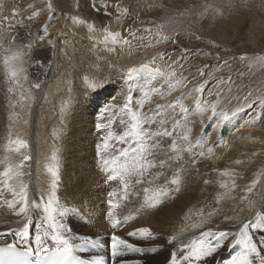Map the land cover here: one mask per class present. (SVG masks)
<instances>
[{
  "label": "rangeland",
  "instance_id": "374dc122",
  "mask_svg": "<svg viewBox=\"0 0 264 264\" xmlns=\"http://www.w3.org/2000/svg\"><path fill=\"white\" fill-rule=\"evenodd\" d=\"M98 2H107L109 4V16L105 17L103 15V12L97 14L95 11H93L90 7L92 0H62V2L57 3L55 18L48 26V35L45 36L44 39L35 43V48H37H34L35 52L28 53L23 58V63L25 62L24 67L25 69H27V72L25 73L24 70L20 75H28V80L26 81L24 77L19 76L17 80L18 82L13 83L11 80H8L10 79L9 77L8 79H6L1 75L2 72L0 73V106L2 108L3 104L9 103V99H13L14 108L12 107V100L10 102V108L12 107L11 109H15L12 110V112H14L10 114L8 113L9 111H0V116H3L0 120V136L4 135V133H6V136L11 132L15 135H19L20 138L24 136L25 140L29 142V137L31 135L33 127H35V129H38L41 133H47L48 130H50L52 134L54 132L58 133V136H60L62 139L66 141L68 140L67 142L72 143L70 142V139L73 133H69V129L57 131L55 127L50 123V119H48L47 117L45 118L46 121H44V119L43 121L38 123L36 122V118L34 117L35 113H32V111L34 109L33 103H35L37 105L36 110L43 113L44 111H46L45 108L48 106V103H52L51 99L57 94L61 93L59 92V90H56L51 96L47 97V93L45 92L44 97H42L43 90L46 87L48 81L53 80V77L54 79L59 78V74L62 73V71L67 72L65 68L67 64L66 58H63L65 60L61 59L60 65L57 64V58L52 59L51 64L49 65L50 59L46 58V55L48 54L46 51V48H48L46 44L47 40L50 37H55L56 41L58 40L57 42L59 45L57 46V51H59L60 47L63 45V38L61 37H63V32L66 28L65 24H67V20H69V22H72V20L69 19L70 16H76L80 19L86 21L88 20V24L95 23L97 29L93 34L95 39H89L90 36L86 37L89 32L86 33V35L81 34L82 39L87 41V43L89 44H92V41L94 44H99L98 40L100 41L103 39L102 28L105 26H107L110 31L120 32L122 37L127 38L131 41V46L127 44H117L121 45L119 55H121L122 57L120 58L113 55V51L101 50V52L105 51L111 54V56H108V54H106L108 56V65H110V68H106V70L101 73L102 75H104L103 78H109V80H112V83H108V85H111L106 89L105 87H102L94 92L89 89L85 93L86 95L80 100L81 102H79V106L74 108L72 115L69 116L70 121L68 125H71V128H73L74 126V118L78 117L77 115L83 112V115L85 114L86 116L83 117V121L81 122L82 124H84L83 122H85L84 125H87V127L83 125L86 128V132H84L83 134L78 131L77 133L75 132V141L77 140V137L79 139V141L76 143L78 145L77 150H75L79 154H83L82 147H88V149L91 150V158L92 162H94L92 164L93 167L95 166L94 170H96V172L100 174L96 163V145L100 140L102 134L98 133L96 129V123L98 122V117L101 109L105 105L114 104L116 109L118 110L119 107L123 105L125 95L129 94V90L130 94L133 96V100L135 101L142 97L143 93L141 89L150 90L151 88H156L163 95V99H161V96L156 93H150L151 99L145 103V108L143 109V111L147 112L149 108H155L156 104H166L169 101H174L183 93H188L181 102L186 107H189L191 109V111L188 113V120L190 121L189 127H191L192 129L190 138L193 141L202 138L205 142L203 149H201L200 147H196L195 149H193L194 153L203 151L204 156L201 157L199 155H196V162L194 164L192 163L193 156L190 155L192 166H196V164H198L202 159L206 160L210 158L212 160V165H214V162L216 161L227 160L231 158H228L227 155L234 151V149H238L241 152L239 159H242L243 157L245 158V151L240 150L239 146L248 139L254 138L253 140H255L256 138L257 140L259 137V140H257V145H261H258L257 148H251L252 150L255 149L253 150V152L257 154H254L252 158L258 159L256 169H254L252 173L255 172L254 177L255 179H257L256 189L259 190L260 182L258 181L264 180V117H262V119L255 124L245 123L246 121L251 120L254 117L255 112L259 111V109L253 108L250 110L245 108L244 106L246 96L248 97V102H251L252 100H255L259 97H264V65L256 62L255 60L257 56H264V0H141V2L140 0H98ZM77 3H79L80 5L79 9L75 7ZM30 4L33 6L28 7V5ZM117 5L120 6L121 10H129L127 15H125L123 11H121V13H119V20L116 19ZM42 6L43 0L1 1L0 14L5 11V16L8 17L7 22L11 25L12 34L11 38L9 39L10 45H13L14 47H17L18 45V47L21 48L23 44L28 43L29 40L32 39V37H28L27 35L29 30L31 31L33 37L44 36V33L41 31V29L43 28L45 21L48 18V13L46 10L32 20L26 19L31 13L36 12L38 9L42 8ZM86 8L88 11L90 10L93 13L91 16H87V13L84 12ZM14 9L19 10L18 15L16 16H12V12ZM62 21L64 24L62 23ZM17 22H22L25 27H18ZM84 27L85 30H87V26L84 25ZM129 29L136 31V39H133L131 36H129L127 31ZM142 29H151V32L137 31ZM54 30L55 35L53 36L52 33ZM157 33L160 34V37H168L169 40L167 42L157 43V39L159 38L157 37ZM14 36H21L20 38L22 41H17L15 42V44L12 43V38ZM140 37H145V39L141 40L139 39ZM172 40H175V44L171 43ZM148 44H151L152 46L144 47V45ZM109 45L111 48H114L113 45ZM158 53H162L164 55V59L161 60L157 58L155 60V63H153V57L157 56ZM43 54L46 55L44 56ZM61 54L62 53H60L59 55ZM181 56H183V59L179 60V63H173V61H176ZM241 56H246L249 59L241 60ZM43 57L45 58L43 59ZM35 60H42L43 66L34 63ZM144 64H148L149 69L140 70L141 66ZM169 64L172 65V68H169ZM129 68L140 70L135 74V76L133 75L131 80L128 79ZM154 68H160L161 71H163L166 75H154L151 72V69ZM173 69L177 72V76L174 78L167 76V73ZM55 70L56 72L54 73ZM53 73L55 74V76ZM65 75L68 77L70 76V73L67 72L65 73ZM178 80L184 81V83L182 85H177L176 81ZM6 81L7 83H5ZM24 81H26L25 86ZM37 81L41 83L40 89H35L32 87L31 83ZM205 81L208 82L207 84H205V91L203 93L195 92V88L203 84ZM13 84L17 85L14 86ZM19 84L22 85V87H24L26 91H29L28 94L26 93V91L23 92V88H21V90L19 89L21 87ZM7 85H9V88H6ZM10 88L12 89V91L8 90ZM39 90H41L42 92L39 93ZM21 91L24 95L21 93ZM98 91L100 94L98 93ZM249 93H251V96H249ZM7 95L9 96V98L7 97ZM29 95L35 98L28 100L27 97ZM198 99L201 104H203L204 101H207L208 105L216 104V112L218 114L222 112L228 113L229 119L220 124L219 116L217 115L213 117L210 108L207 112L204 113L197 112L195 105ZM86 100L87 105L89 106L87 107V109L85 108ZM15 105L17 106L15 107ZM52 108H54L53 103L50 107H48L46 114H54L55 109ZM238 108H244V111L237 112L236 110ZM233 113L236 114L233 115ZM9 116L13 117L10 118ZM53 117L55 118L56 115H53ZM209 117H212V119H209ZM177 118H180L179 106H177ZM231 120H234L235 123H242L241 125H243V127L238 126L239 128H235V138L223 141L226 131L230 126ZM10 124H12L13 126H15L16 124L17 125L13 127ZM45 124L48 125L49 128ZM217 124H220L219 128H216ZM75 125L79 126V123H75ZM114 130L120 131V126L117 125ZM261 137L262 139H260ZM260 140H263V143H261ZM221 146L223 147L221 148ZM209 147L212 148L211 154H209V152L207 151ZM75 150H73L72 153H76ZM252 150H250V152H252ZM256 150L258 152H256ZM27 154H29L28 149ZM184 155H186V153ZM84 156L86 155L84 154ZM0 161H2L1 156ZM80 162L81 161H78L77 163H79V165L81 166L82 164ZM3 167L4 166L0 164V171L3 170ZM71 168L73 169V167ZM27 169L29 173L30 161L28 162ZM222 171L223 170H219V172ZM165 172L169 173L170 169L166 168ZM63 173H68V170L64 169ZM210 173L213 174V172L207 170L206 176H209ZM248 175L252 174L249 173ZM99 178L102 182L101 174ZM253 179L254 178L252 176L251 180ZM205 180L207 179L203 180V184H205ZM75 181L76 180H69V183L75 185L77 183ZM93 183H89L90 188H85L83 186L78 187V200H83L82 196L91 191ZM130 191L132 192L130 198L133 200V205L135 206V208H138L142 194L137 196L136 193H141L142 188L141 186H137L135 189H132ZM59 192L67 195V184H65V182L63 181L59 188ZM263 193L264 191L262 190L260 195ZM96 194L97 191L93 193L94 199L96 197ZM4 197L6 199H12L11 194L7 192L4 193ZM3 203L4 200L0 199V225L3 226L2 230L18 224V216L14 215L13 210L11 209H2L1 205ZM62 203L66 205L72 204V206L77 207L76 203L68 201V198ZM84 206L88 207L86 204ZM263 206L264 197L261 198V196H259L258 207ZM121 209L119 210L120 216L123 217L124 215L129 214L126 204L123 206V209ZM74 218V221L78 219V217L75 216ZM260 220H262V217ZM237 228L238 227L234 226L232 231H236ZM80 229L81 230H78V232H81L79 234H90L93 237L97 235L93 232L85 231L86 229L84 228ZM133 229L134 227H132L130 223L122 224L118 234H120L121 237L126 238V233L128 231H132ZM112 231L115 232L116 229ZM105 235L107 234L105 233L104 236ZM104 236L101 239L102 241L107 240L106 236ZM131 239L132 243H134V240L137 244L143 247L147 246L146 244L149 243L140 241L136 238ZM159 252L160 251L153 254V256L149 260L150 263L157 262L158 264L162 260H164L166 254L163 258H157L156 260L152 259L154 257L156 258ZM87 258H89V256ZM109 264H113V262H110Z\"/></svg>",
  "mask_w": 264,
  "mask_h": 264
},
{
  "label": "snow or ice",
  "instance_id": "6c2138e0",
  "mask_svg": "<svg viewBox=\"0 0 264 264\" xmlns=\"http://www.w3.org/2000/svg\"><path fill=\"white\" fill-rule=\"evenodd\" d=\"M62 0H43L42 8L31 13L26 19L32 20L36 16L47 11L48 18L41 31L44 36H32L31 31H28V37H32L28 43L23 44L21 48H4L3 65L8 77L13 83H16L20 74L24 71L21 64L23 58L28 53H33L35 43L44 39L48 35V26L55 18L56 4ZM33 5H28L32 7ZM79 9L80 5H75ZM90 7L97 14L103 12L105 17L109 16V4L107 2L99 3L98 0H92ZM128 14V9L121 10L120 6H116L117 16L119 13ZM19 10L14 9L12 16L18 15ZM4 21L8 17L3 18ZM69 19L74 24L86 25L89 33L96 32L95 23L88 24L86 20L76 16H70ZM18 27H25L22 22H17ZM129 36L136 39V31L127 30ZM137 31L151 32V29H142ZM103 39L98 41L105 46L116 44H127L131 46V41L121 36L120 32L110 31L107 26L102 28ZM52 35H55V30ZM157 43L167 42L168 37H160L157 33ZM89 39H95L90 36ZM143 40L145 37H140ZM19 36H14L12 42L20 41ZM171 43L175 44V40ZM93 44V48H95ZM151 44L144 47H151ZM0 47H3L0 44ZM47 47L53 52L56 51V40L48 39ZM108 51H115L114 48L108 47ZM159 58L164 59L162 53H158L153 57V63ZM179 57L173 63H179ZM241 60L249 59L246 56H241ZM256 62L264 65V56H257ZM34 63L43 66L42 60H35ZM51 60H49V65ZM251 66V65H250ZM169 68L172 65L169 64ZM149 69L148 64L141 66L140 70ZM137 69H129L128 79H132L138 71ZM151 72L157 76H165L166 74L160 68L151 69ZM169 77H176L177 72L173 69L167 73ZM27 80V76H24ZM82 82L85 88L93 92L106 86V78L90 77L85 75L82 77ZM184 81H176L177 85H182ZM205 81L203 84L195 88V92L203 93L205 91ZM32 87L35 89L41 88L40 82H33ZM9 91H12L10 88ZM143 95L137 100H133L130 94L125 95L124 103L117 110L114 104L105 105L99 114L96 129L101 133V138L96 145L97 168L103 176V182L106 185H118L117 191H107V200L105 201L107 208L105 212L108 216L109 227L117 229L122 224H128L130 221L137 219V216L129 213L124 215L122 219L117 218L116 211L122 207L121 201L129 200L132 192L137 186L142 188V201L136 209V213L142 211L159 209L165 203V199L174 191L179 193L183 177L181 172L182 167H177L172 172L169 178L166 175L165 169L172 168L173 164H180L184 159V154L187 153L193 156L192 163H195V156H204V152L194 153L193 149L200 147L203 149V139L193 141L191 137L192 129L189 127L188 113L191 111L181 101L188 93H183L174 101H169L166 104H156L155 108L143 111L145 103L151 99L150 93L163 95L156 88L150 90L141 89ZM170 94V93H169ZM251 96V93H249ZM29 100L34 99L31 95L27 97ZM177 106H179L180 118H177ZM196 111L200 113L207 112L211 109L212 116H219L220 124L229 119L226 112L217 113L216 104L208 105L207 101L203 104L199 99L196 102ZM245 108H258L254 117L245 123L255 124L264 117V97H259L251 102H248V97H245ZM67 108V102L62 107L63 113ZM237 112L244 111V108H238ZM150 113V114H149ZM236 113H233L235 115ZM212 119V117H209ZM63 123V121H61ZM216 125V128L220 127ZM119 125L120 131L114 130ZM243 126V125H242ZM58 137V133H53ZM30 144L27 140L17 136L15 139H9L6 151L12 153H22V150L29 149ZM209 154L212 153V148L207 149ZM33 157L29 154H23L19 162L13 163L7 156L0 164H3V170L0 171V199L4 200L5 205L13 210V214L22 217L23 219L17 224L16 228L10 229L7 232H0L2 236L13 238L11 242L0 245V264H106L104 257L92 256L89 259H81L77 253H86L90 248L99 247L102 244L100 235L93 237L90 234H78V229L88 226L92 222V218L87 216L81 208L76 206H67L61 202L58 196V190L62 184L61 171L59 165V157L57 151H53L50 157V162L44 164V170L50 177L46 193L39 192V199L34 198L35 193L30 194L31 181L25 182L23 171L25 162L32 160ZM243 161L236 160L235 164L240 165ZM31 173L29 172V175ZM221 176H231L230 182H220V187L228 191H234L236 188V173L235 170H224L220 172ZM163 178V183H158ZM205 184L209 181L205 180ZM147 185V186H145ZM255 186V181L246 191L251 193ZM10 193L12 199H6L4 193ZM141 195L140 192L136 193ZM221 196L216 197V202L219 203ZM34 213L40 217L39 223L33 220ZM209 216L213 212L208 213ZM78 217L73 220L72 217ZM260 212L256 213V218H261ZM226 220L231 219L225 217ZM264 223V220H262ZM193 229H201V224L194 223L191 225ZM254 225L243 223L236 231L221 230L217 228L213 230L199 231L198 235H193L191 238H180L179 247H175L170 252L166 264H213L216 255L225 250V248L233 249L239 246L240 250L230 254V258L225 259L223 264H264V230H261L259 239H256L250 234L249 229ZM127 237L136 238L140 241L149 242L151 246L143 247L137 243H132L129 239H125L115 232L110 236L111 243V259L113 264H125L120 258L131 251L144 256L148 253L157 252L158 248H163L165 245L175 246L178 239L177 236H169L165 240L160 234L155 233L149 227H136L132 231L126 233ZM76 241H79L78 243ZM163 241V243H161ZM135 264H141L140 260L135 261ZM146 264V262H145Z\"/></svg>",
  "mask_w": 264,
  "mask_h": 264
},
{
  "label": "bare ground",
  "instance_id": "6f19581e",
  "mask_svg": "<svg viewBox=\"0 0 264 264\" xmlns=\"http://www.w3.org/2000/svg\"><path fill=\"white\" fill-rule=\"evenodd\" d=\"M1 1H3V0H0V3H1ZM8 1H10V0H8ZM140 2H141V0H140ZM84 12L87 13V16H91L93 14L90 10L88 11L87 8L85 9ZM4 17H6L5 11L2 14H0V19H1L0 44L3 45V47H0V73L2 72L1 75L4 76V78L8 79L7 72H6L4 65H3L4 48L15 49V48H19V47H18L17 43H16L17 47L10 45L9 39L11 38V34H12L11 33V25L7 21H4V19H3ZM59 20H60V18H59ZM61 20H63V19H61ZM62 23H63V21H62ZM28 25H30V24H28ZM65 25H66V28L64 27L65 29L63 32V37H61V38H63V43L61 42L63 45L60 47V50L57 51V46L59 45L57 42L58 40H57L56 41V51L53 52L52 49L48 47V48H46V51L48 54L47 55L45 54V55H46V58L50 59V60L57 58L56 61H57L58 65H60L61 59L66 58L67 64H66L65 68H66L67 72L70 73V76L67 77L65 75V73H67V72L62 71V73L59 74L60 75L59 78L54 79V77H53V80H49L48 83L46 84V87L43 90L42 97H44L45 92L47 93V97L51 96L53 94V92L56 90H59V92H61L60 94H57L56 96H54L51 99V101L54 105V108H52V109H55L54 114H46L48 107H50L52 105V103H48V106L45 108L46 111H44L43 113L40 111L38 112L36 110L37 105L35 103H33L34 109H33L32 113H35L34 117L36 118V122H38V123L43 121L47 117L48 119H50V123L52 124V126L55 127V129L57 131L69 129V133H71V134L73 133L71 136V139H70L71 140L70 142H72V143L67 142L68 140L66 141V140L62 139L60 136L54 137L53 134L50 132V130H48L47 133H41V132H39L38 129H35V127H33V130H32L31 135L29 137V142L31 145V148H30L31 151H30V149H28L29 155H31L33 157V159L30 160V171L29 172L31 174L29 175L28 169H27V165H28L29 161L25 162V167L23 169V171L25 172V176L23 179L25 182L31 181L30 194L35 193L36 195L34 196V198H36L38 200L39 199L38 193L39 192H45L46 193L47 188H48V184H49V180H50V177L46 174V172L44 170V164L47 162H50V157H51L52 152L57 151V155L59 157L61 178H62V181L65 182V184H67V191H68L66 193L67 195H65L62 192L60 193L58 190V196L60 197L61 202H63L64 200H66L68 198V201L76 203L78 208H81L82 211L87 214V216H90L92 218V222L88 226H86L89 228L84 227V229H86L85 231H89V232H93L95 234H99L101 239H102V237L104 236L105 233L106 234L113 233V231L109 227V222L106 220V212H105L106 208H105L104 204H106L105 201L107 200V191H111V190L117 191L118 185L115 183L111 186L106 185L103 182V176H102V182H101V180L99 178L100 174L98 172H96V170H94L95 166L93 167L92 163H94V162H92V158H91L92 152L90 153L91 150H89L88 147H85V148L82 147L83 154H79L76 151L77 147H78V145L76 143L79 141V139L77 137L76 138L77 140L75 141V137H76L75 132L77 133V131H78L82 134L84 132H86L85 127H87V125H84L85 122H83L84 124L81 123L83 121V117H86L85 114L83 115V112H82L79 115H77L78 117L74 118V122L79 123V126H76L74 123L73 128H71L72 126L68 125V123L70 121L69 116L72 115L73 109L76 108L77 106H79V104H80L79 102H81L80 100L86 95L85 93L89 90V89L84 87L83 82H82V77L85 75H88L90 77H97V78L103 79L104 75H102L101 72L105 71L106 68H110V65H108V63H109L108 56H111V54L107 53L105 51L101 52V50H107L108 47H110V45L105 46L104 44L99 43V44H95L96 46H95V48H93V44H94L93 41H92V44H89V43H87V41L83 40L81 37V34L86 35V33H88V31L85 30L84 25L74 24L73 21L69 22V20H67V24H65ZM62 28H63V26H62ZM57 31H58V27H57ZM89 36H93V33H88L86 37H89ZM49 39L56 40L55 37H53V38L50 37ZM100 39H102V38H100ZM46 46H47V44H46ZM113 46H114V49L116 51V52L115 51L112 52L113 55H115L118 58L122 57L121 55H119L121 45L116 44V46L115 45H113ZM35 49H37V48H35ZM60 53H62V54L59 55ZM106 54H108V56ZM44 58L45 57H43V59ZM63 60H65V59H63ZM24 63L21 64V67H23V69L25 70V73H26L27 69H25ZM107 65H108V67H107ZM129 69H132V68H129ZM129 69H128V71H129ZM50 70H52V69H50ZM56 70L54 71V73L56 72ZM5 73H6V75H5ZM23 75H20V76L24 77L25 75L24 76ZM54 76H55V74H54ZM8 80H11V79H8ZM106 80H107V83H106L107 85L105 86V89L111 85V84L108 85V83H112V80H109V78H106ZM26 81H24V86H25ZM5 83H7V81ZM19 83H20V80H19ZM17 84H13V85L15 86ZM21 84H23V83H21ZM20 86H19L20 90H21V88H23L22 89L23 92L26 91L24 89V87H22V85H20ZM7 87L9 88V85H7L6 88ZM6 88H4V89H6ZM28 92L29 91H26L27 94H28ZM41 92L42 91L39 90V93H41ZM7 93H9V92H7ZM21 93H22V91H21ZM98 93H99V91H98ZM10 95H11V93H10ZM7 97L9 98L8 95H7ZM11 100H12V107H13V104H14L13 99H9L8 104H3L2 108L0 106V111L1 110H4L6 112L9 111L8 112L9 114L13 113L14 111L12 112V110H15V109H11L12 107L10 108ZM65 102H67V108L62 113L61 109H62V107H64ZM82 103H84V102H82ZM16 106L17 105H15V107ZM87 107H89V106L87 105V100H86L85 108L87 109ZM21 111H23V110H21ZM32 113H31V116H32ZM76 114H78V113H76ZM53 115H56V117L54 118ZM2 117L3 116H0V120L2 119ZM11 117H13V116H11ZM73 117H74V115H73ZM76 120H77V122H76ZM44 121H46V119ZM61 121H63V123ZM241 122H243V121H241ZM80 124H81V126H80ZM241 124L242 123H240V122L235 123L234 120L233 121L231 120L230 126L228 127V130L226 131V134H225L223 141H227L228 139L235 138L236 133H234V130H235V128L237 129L238 126H242ZM10 125H12V124H10ZM15 126H13V127H15ZM46 126H48V125H46ZM254 126H252V127H254ZM48 128H49V126H48ZM1 134H3V133H1ZM5 134L6 133H4V135L0 136V156H1V159L3 161L4 158L7 156L13 163L19 162V160L22 159V155L27 154V149L22 150V153H20V154L6 151L5 149H6V146L8 145L9 139H15L19 135H15L14 133H11V132H10V134H8L6 136H5ZM21 138L25 139L24 136ZM253 139L254 138L248 139L242 145L239 146L240 150L245 151V156H246L245 158L242 156L243 158L239 159L241 152L238 149H236V150L234 149V151H232L228 155L226 154L228 156V158L229 157H231V158L224 160V161H220L218 159L219 161L214 162V165L211 164L212 160L209 158L206 160L202 159L201 161H199L198 164H196V166L195 165L192 166L191 165V156L186 153V155H184L183 161L180 164H173V167L169 168L170 172L166 173L167 176L170 178L171 174L175 170V168H177V167L183 168V171L181 172V175L183 177V182L181 184V190L179 193H176L173 191L170 194V196L165 199V203L163 205H161L158 210L152 209V210H147V211H142L140 213H136L137 208H135V206L133 205V200L131 198L129 200L120 202L122 204V209H123V206L126 204V207L128 209V213H132V214L137 216V219L129 222L132 227H134V228L139 227V226L140 227H149L155 233L162 235L165 240L169 236H177L178 237L175 246L165 245L163 248L157 249V252L158 251H160V252H159L158 256L155 255L156 258L155 257L152 258L153 260H156L157 258H161V257L163 258L164 255L166 254V257L164 258V260H162L158 264H166V261L169 258L170 252L173 251L175 247H179L180 238H184V237L191 238L193 235H198L199 231L207 230L208 228H212L213 230L220 228L221 230H231L232 231L234 226L239 227L242 223H250L251 222L254 225V227L250 228L249 232L256 239H259V237L261 235V230H264V223H262V220H264V206L258 207L259 196H261V198L264 197V193L260 195L261 191L262 190L264 191V183H263L264 180L258 181L260 183H259V190H257L256 189V184H257L256 180L257 179H255V177H254L255 172L252 173V171L254 169H256L258 159L252 158V156L255 154V152H253V150H255V149L252 150L251 148L252 147L257 148V146L259 145V144L257 145V143H258L257 140H259V137L257 140H256V138H255V140H253ZM260 139H262V137ZM229 142H231V141H229ZM260 142L263 143V140H260ZM222 147L223 146H221V148ZM73 150H75L76 153H72ZM88 150H89V152H88ZM250 150H252V152H250ZM256 152H258V151L256 150ZM84 154L86 156H84ZM255 155H257V154H255ZM236 160L243 161V163L240 165H237V164H235ZM78 161H81L80 162L82 164L81 166L79 165V163H77ZM71 167H73V169ZM64 169H67L68 173H63ZM207 170H210L211 172H213V174L210 173L209 176H206ZM219 170H223V171L224 170H235L236 185L237 186H236L234 191H228V190L222 189L220 187V182H226V183L230 182L232 177L231 176H221ZM215 171H218L219 173L215 172ZM249 173L252 175H248ZM249 176H250V179H249ZM252 176L255 180L254 179L251 180ZM204 179H207V181H209V183L203 184ZM69 180L70 181L76 180L75 182H77V183L75 185H72L69 183ZM254 181H255V186L253 188V191L251 193H248L246 191V189H247V187L251 186ZM261 182H262V184H261ZM89 183L90 184L93 183L91 191L87 192L85 195L82 196L83 200H81V199L78 200V198H79L77 195L78 187L83 186L85 188H90ZM158 183H163V178ZM145 186H147V185H145ZM95 191H97V194H96V197L94 199L93 193ZM141 194H142V192H141ZM218 195L222 197V199L220 200L219 203L216 202V197ZM134 196H133V199H134ZM74 197H75V199H74ZM141 201H142V195H141L140 202ZM85 204L88 207H85L84 206ZM166 204H168V205H166ZM67 206H72V204H69ZM139 206H140V203H139ZM1 207H2V209L6 208L9 210V208L5 205V203H3L1 205ZM119 210H117L116 214L118 215V217H120L119 219H122L123 217L120 216ZM209 212H213V215L209 216L208 215ZM257 212H260L262 214V216H261L262 220H260L261 218H259V219L256 218ZM225 217H230L231 219L226 220ZM21 218L22 217H18V223L22 220ZM39 219H40V217L34 213L33 220L36 223H39ZM72 219L73 220L75 219L74 216L72 217ZM194 223L201 224V229H193L191 227V225ZM143 225H147V226H143ZM203 225H206L209 227H206ZM16 226H17V224L13 227H9L7 229L2 230L3 226L0 225V232H7L10 229L16 228ZM120 227H118L116 229V231H115L116 235H120V234H118ZM78 230H81V229H78ZM79 233H81V232H78V234ZM12 239L13 238L11 237V235H9L7 237L0 235V243H9L12 241ZM125 239H129L130 242L132 240L130 237L129 238L126 237ZM103 241L106 242L107 240H103ZM76 242L78 243L79 241H76ZM133 242L136 243V241H134V240H133ZM161 243H163V241H161ZM146 245L147 246H145V247L151 246L150 243H148ZM239 250H240L239 246H235L233 249L225 248L224 251H222L216 255V259L213 262V264H223V261L225 259L230 258V254H234L235 251H239ZM166 251H167V253H166ZM78 254L81 256L83 255L84 257H86L88 255L89 258L92 256H102V257H104L106 264L113 262L112 259L109 258L108 254L103 253L100 250H97L95 247L90 248L89 251L86 253H78ZM153 254L154 253H148L144 256H140L139 254H135L134 252L129 251L126 253L125 256L121 257L120 259L123 260L125 262V264H135V261H137V260H140L141 264H145V262H146V264H157V262L150 263V261H149L150 258L153 256Z\"/></svg>",
  "mask_w": 264,
  "mask_h": 264
}]
</instances>
